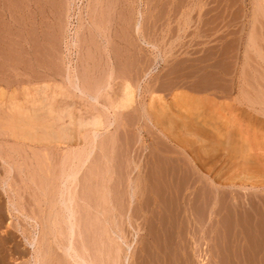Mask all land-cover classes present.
I'll list each match as a JSON object with an SVG mask.
<instances>
[{
	"label": "rangeland",
	"instance_id": "rangeland-1",
	"mask_svg": "<svg viewBox=\"0 0 264 264\" xmlns=\"http://www.w3.org/2000/svg\"><path fill=\"white\" fill-rule=\"evenodd\" d=\"M0 72V264H264V0H0ZM179 93L210 96L232 154L164 135L158 98L190 122ZM45 98L46 145L14 144L10 119ZM245 140L262 160L237 161Z\"/></svg>",
	"mask_w": 264,
	"mask_h": 264
},
{
	"label": "bare ground",
	"instance_id": "bare-ground-1",
	"mask_svg": "<svg viewBox=\"0 0 264 264\" xmlns=\"http://www.w3.org/2000/svg\"><path fill=\"white\" fill-rule=\"evenodd\" d=\"M139 30V29H138ZM137 30V31H138ZM52 65V64H51ZM73 67V66H72ZM40 68V67H39ZM69 68V67H68ZM70 70V69H69ZM0 73H2V72H0ZM36 77V76H35ZM76 81V80H75ZM74 81V82H75ZM78 81V80H77ZM70 82H73V81H70ZM74 82L72 83V85L71 86H73V84H74ZM78 85V86H77ZM124 85H126L125 86V90H123L124 91V94H123V92H122V94L124 95V96H122L121 95V99H122V103L120 104V106L118 105L117 107H120L121 109H125V108H127V107H129V106H131V105H133V101L135 100L133 97L135 96L134 94V90L130 87L131 86V84L128 86L127 84H125L124 83ZM123 85V86H124ZM44 86V85H43ZM79 87V84H78V82L76 83V85L74 84V86L73 87ZM124 88V87H123ZM41 89V88H40ZM76 89V88H75ZM80 89H81V91H79V89L77 90L79 93L80 92H82L83 90H82V88H81V86H80ZM109 89V88H108ZM42 90V89H41ZM41 90H39L38 92H41ZM203 90V89H202ZM201 90V91H202ZM43 91V90H42ZM205 92V91H204ZM83 93V92H82ZM81 93V94H82ZM114 93H116V92H114ZM186 93V92H185ZM84 94H86V93H84ZM179 94H181V93H179ZM178 94V95H179ZM187 94V93H186ZM186 94H184V93H182L180 96H178V97H176V100H178L179 101V103L176 101V103H178V105L180 104V102H182L184 105L182 106V107H189V109L190 110H187V109H185L187 112H186V114L188 113V117H191L190 118V122H188V123H184V121H183V118H182V116H180L179 118H176V115L175 114H173L174 113V111H173V113H172V110H174L173 109V107L171 108V106H173V105H168V104H163V100L162 99H164V98H158L160 101L159 102H161V104H159V105H156V106H154L155 107V110H156V112H155V110H154V112L156 113V114H154V118H156L158 121H159V126H161V125H163L164 127H163V129H162V132H164V135H166V133H168V136H169V139L172 141V142H174L177 146H181L182 144H187V145H195V146H197L196 148H198L201 152H202V154L204 155V157L207 159L208 157L209 158H211V157H216L215 155H217V154H219L221 151H223V152H226L227 153V151H228V153L229 152H231V148H230V145H231V143H225V142H223L224 140H226V139H223V140H221L220 138H219V136L217 137L216 135H217V128H216V126H215V124L213 125V123H211V120H210V118H211V116H210V114H209V116H210V118H209V116L203 111V107L206 105V106H209V105H207L208 103H210L212 100L211 99H209L210 98V96H209V98H190L188 95H186ZM4 95V94H3ZM41 95H45V94H41ZM70 95V94H69ZM83 95V94H82ZM87 95V94H86ZM155 95V94H154ZM72 96V95H71ZM91 96L92 95H90V94H88V96H87V98L88 97H90V98H88L89 99V101H91L92 100V98L94 99L95 97H92L91 98ZM163 96V95H162ZM192 96V95H191ZM54 97V96H53ZM60 97V96H59ZM74 97V96H73ZM123 97V98H122ZM158 97V96H157ZM195 97V96H194ZM197 97V96H196ZM0 98H1V96H0ZM27 98V97H26ZM42 98V97H41ZM41 98H40V100H41ZM44 98V97H43ZM47 98V97H46ZM42 99V101H41V104H39V108H35V109H30L31 107H29V109L28 108H26L27 110H25V111H30V113L32 114V112H34L35 113V115L34 114H32V115H29L28 117H26L25 116V118L24 119H21V118H19L18 116L19 115H21V114H19L18 116L16 115H14V117H18L17 119H15V118H13V119H10V121L8 122V128H6L9 132H7V133H9V134H11V136L9 135V138H11V139H9V140H12V138H13V140H12V142L14 141V144H15V142H17V143H21V144H19L18 146H20V145H28V144H34V145H36L37 146V144H42V143H45L46 141H43V139L44 140H46L45 138H41V135H40V133H45V130H42L41 129V124L42 123H38V125L40 126H38V127H36L35 126V124H33V122H31V121H34L35 123H37V122H40V120H42L41 118L40 119H37L38 117H40V114H41V111H43L44 109H45V103H46V105H47V103L48 102H46V100H49V98L48 99ZM155 98V97H154ZM50 99H53V98H50ZM54 99H56L55 97H54ZM53 99V100H54ZM87 99V100H88ZM97 99L98 98H95V100H94V102L95 101H97ZM120 99V100H121ZM134 99V100H133ZM30 100H31V98H30ZM39 100V101H40ZM52 100V101H53ZM99 100V99H98ZM102 100V99H101ZM216 100V99H215ZM35 102H37V103H40V102H38L37 100H34ZM55 101V100H54ZM105 101V100H104ZM165 101V100H164ZM214 101V100H213ZM12 102H13V100H12ZM93 102V101H92ZM158 102V103H159ZM51 103V102H50ZM96 103H98V102H96ZM257 103V102H256ZM255 103V104H256ZM1 104V103H0ZM8 104H10V103H8ZM73 104V103H72ZM72 104L70 103V104H68V105H71L72 106ZM213 104V103H212ZM5 105V104H4ZM51 105V104H50ZM67 105V101H66V106H68ZM175 105H177V104H175ZM182 105V104H181ZM203 105V106H202ZM257 105V104H256ZM1 106V105H0ZM27 106V105H26ZM48 106H49V104H48ZM48 106H46V108L48 107ZM71 106H68L69 107V109H70V107ZM205 106V107H206ZM261 106V105H260ZM9 107V106H8ZM24 107V106H23ZM37 107V106H36ZM67 107V108H68ZM132 107V106H131ZM130 107V108H131ZM174 107H176V106H174ZM182 107H181V109H179V107H178V109L180 110V111H182ZM204 107V108H205ZM12 107H10V109H11ZM64 108H65V104H64ZM66 108V109H67ZM149 108V107H148ZM8 109V108H7ZM69 109H67V110H69ZM119 109V108H118ZM184 109V108H183ZM4 110V109H3ZM12 110V109H11ZM46 110H48V109H45V111ZM67 110H65L64 112H66ZM176 110V109H175ZM1 111H2V109H1ZM44 111V114H45V117L46 116H48V115H46V112ZM63 111V110H62ZM122 111V110H121ZM184 111V110H183ZM261 111H264V109L262 108V110ZM14 112H15V110H14ZM52 112V111H51ZM63 112V113H64ZM74 112V111H73ZM72 112V113H73ZM117 112V111H116ZM2 113V112H1ZM23 113V112H22ZM25 113H29V112H25ZM29 113V114H30ZM40 113V114H39ZM48 113V112H47ZM53 113V112H52ZM67 113V114H66ZM66 113H64V114H66V116L65 117H72V115L71 114H69V112H66ZM178 113V112H177ZM180 113V112H179ZM17 114V113H16ZM43 114V113H42ZM42 114H41V116H42ZM48 114H50L51 115V113H50V111H49V113ZM62 114V113H61ZM117 114V113H116ZM182 114V113H181ZM180 115V114H179ZM205 115H207V116H205ZM9 116V115H8ZM13 115H11L9 118H11ZM44 116V115H43ZM74 116V115H73ZM114 116V115H113ZM175 116V117H174ZM21 117V116H20ZM50 117V116H49ZM51 117H52V115H51ZM62 117V116H61ZM63 117H64V115H63ZM64 117V118H65ZM94 117V118H93ZM187 117V118H188ZM4 118V117H3ZM58 118H60V117H58ZM74 118V117H73ZM72 118V119H73ZM91 118H93V119H90L89 120V123H88V121H87V126L88 125H90V126H92L93 127V131L95 132V130L96 131H99V129L101 128H103L102 127V119H100L99 117H95V116H92ZM182 118V119H181ZM2 119V118H1ZM33 119V120H32ZM155 119V120H156ZM259 119V118H258ZM78 120V119H77ZM2 121H4L3 119H2ZM8 121V120H7ZM7 121H5V123L7 122ZM110 121V120H109ZM183 121V122H182ZM213 121V120H212ZM260 121V120H259ZM0 122H1V120H0ZM43 122V121H42ZM86 122V121H85ZM2 123H4V122H2ZM1 123V124H2ZM44 123V122H43ZM51 123V122H50ZM258 123V122H257ZM45 124V123H44ZM110 124V123H109ZM111 124H113V123H111ZM154 124H155V122H154ZM213 126H212V125ZM6 125L4 126V128L6 127ZM47 125V124H46ZM71 125H74V126H76L77 124L76 123H74V121L71 123ZM83 126H85L84 124H82ZM82 126V127H83ZM110 126V125H109ZM156 126H158V125H156ZM91 127V128H92ZM211 128V132L212 133H214L215 134V136L217 137L216 138V143L215 142H212L211 141V143H208V141H209V139H208V141H206V140H204V137H203V135H206V134H204V133H206L208 130H210V128ZM43 128V127H42ZM60 129H58V131L59 132H57V131H55L54 132V130H53V132L54 133H52L51 131V129H50V127H49V129L48 128H46V129H48V130H51L49 133H51L52 134V138H54L53 140H56V143L58 144L59 142H61V143H59V144H62V143H70L71 141V143H73V140H75L76 139V135H75V129L74 128H71L70 126H60L59 127ZM77 128V127H76ZM90 128V127H89ZM161 128H162V126H161ZM160 128V129H161ZM100 129V130H101ZM216 129V130H215ZM214 132H213V131ZM219 130V129H218ZM92 131V134L94 133ZM57 132V133H56ZM97 132H95V134H96ZM183 133V134H182ZM209 133H210V131H209ZM209 133H207V134H209ZM220 133V132H219ZM2 134V133H1ZM47 134V133H46ZM45 134V136L47 137L48 135H46ZM43 136V135H42ZM212 136V135H211ZM214 136V135H213ZM214 136V137H215ZM223 136V135H222ZM7 137H8V135H7ZM80 137V136H79ZM95 137H97V134H96V136ZM224 137V136H223ZM226 137V136H225ZM237 137V136H236ZM5 138V137H4ZM3 138V139H4ZM47 138H50V136H48ZM52 138H50V139H52ZM207 139V138H206ZM53 140H51L53 143H55ZM239 140H240V142H241V139L239 138ZM244 140V139H243ZM50 141V140H49ZM253 141H254V139H253ZM52 142H48V140H47V144H51ZM79 142V141H78ZM210 142V141H209ZM236 142H238V139H236ZM245 142H246V140H245ZM249 142V141H248ZM36 143V144H35ZM76 143H77V141H76ZM75 143V144H76ZM214 143V144H213ZM12 144V143H11ZM238 144H240V143H238ZM242 145H240V146H238L237 145V147H236V149H238L239 151H237L236 152V159H237V161H240V157H244L243 158V160H245L246 162H248L247 160H246V158H248V160L249 161H254L253 159H256L257 157H259L260 155H256V153H251L250 151H249V154H247L246 152L244 153L243 151H244V149H246V151L248 152V148L247 147H249V146H247L248 145V143L246 142V145H245V143L243 144V143H241ZM38 145V146H39ZM44 145H46V143L45 144H43V146ZM63 145V144H62ZM72 145V144H71ZM191 145V146H192ZM29 146V145H28ZM190 146V147H191ZM27 147V146H26ZM30 147V146H29ZM33 147V146H32ZM183 147V146H182ZM233 147V146H232ZM34 148H37V147H34ZM27 149H29L28 147H27ZM42 149V148H41ZM40 149V150H41ZM26 150V149H25ZM233 150V149H232ZM258 150V149H257ZM28 152V151H27ZM257 152V151H256ZM222 153V152H221ZM231 154H232V152H231ZM233 154H234V152H233ZM258 154V153H257ZM228 155V154H227ZM233 156V155H232ZM261 157H263L264 158V156H262L261 155ZM88 159V158H87ZM212 159V158H211ZM257 159H261V158H257ZM257 159H256V162H258L257 161ZM86 160V159H85ZM262 160V159H261ZM264 160V159H263ZM244 161V162H245ZM150 162V161H149ZM245 162V163H246ZM248 164H249V162H248ZM262 164V163H261ZM248 171V170H247ZM242 179H244L245 181H251V178H253L254 176H253V174H241V175H239ZM70 177V176H69ZM244 180H243V182H244ZM253 186V185H252ZM258 186V185H257ZM246 188V187H245ZM183 191V190H182ZM66 205V204H65ZM72 205V204H71ZM69 206V205H68ZM66 208H67V206H66ZM70 213V212H69ZM72 213V212H71ZM70 213V214H71ZM73 214H71L69 217H71ZM69 217H68V219H69ZM73 217H74V215H73ZM72 217V218H73ZM71 220V219H70ZM74 220V219H73ZM72 223V222H71ZM71 225H74V224H71ZM72 227V231H71V234L70 235H73V236H75L74 235V229H73V226H71ZM264 233V232H263ZM71 237V239H74V238H72V236H70ZM71 241V240H70ZM72 242L73 241H71V242H69L70 244H69V246H67V248H66V250H64V251H66V253H65V255L66 254H68L69 256L71 255V253H73V252H76V251H74L75 249H73V245H72ZM33 243V242H32ZM31 244V243H30ZM74 244V243H73ZM31 245H34V243L33 244H31ZM66 246V245H65ZM33 247V246H32ZM68 255H66V257L68 256ZM74 255V254H73ZM75 255H76V253H75ZM68 256V257H69ZM72 256V255H71ZM67 257V258H68ZM73 257V256H72ZM77 258V260L79 259V260H81L80 262H84V264H90V263H88V262H86L85 260H84V258H81V256L79 255V256H74L73 258H69L70 260L71 259H76ZM90 259V258H89ZM73 262V261H72ZM76 261H74V263H75ZM78 263V262H77ZM124 264H129V257H127L126 259H125V262H124Z\"/></svg>",
	"mask_w": 264,
	"mask_h": 264
}]
</instances>
